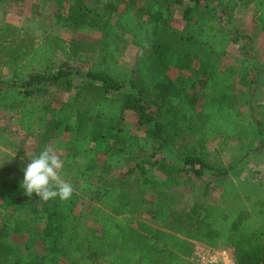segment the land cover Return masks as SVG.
<instances>
[{
    "label": "trees",
    "instance_id": "16d2710c",
    "mask_svg": "<svg viewBox=\"0 0 264 264\" xmlns=\"http://www.w3.org/2000/svg\"><path fill=\"white\" fill-rule=\"evenodd\" d=\"M93 1L109 13L97 15L84 0H73L60 23L76 32L99 33L88 49L91 54L99 51L98 60H89L90 53L80 48L87 47L88 40L67 42L48 33L39 41L20 35L11 22L0 19V65L31 71L17 85L27 99L50 90L70 91L74 86L70 60L91 61L86 79L74 87L68 102L73 122L69 116L57 117L47 103L36 105L26 99L5 103L17 109L19 129L37 137L32 158L64 124L69 136L66 153L83 159L80 173L92 175L99 153L94 143L104 134L120 131L127 110L136 113L154 149L185 140L192 131H198L202 144L222 137L226 145L237 137L242 121L234 91L237 67L220 59L239 36L220 23L215 7L226 13L253 4L255 21L264 27V0H192L194 4L184 7L180 27L172 23V6L179 0H162L147 16L135 10L139 0ZM125 36L141 50L133 65L118 62ZM172 66L190 71L193 79L183 74L171 78ZM125 84L128 91L122 89ZM41 112L49 113L42 129ZM259 114L264 116V110ZM139 146L137 135L115 134L102 153L110 158ZM183 158L196 176L210 170L220 178L229 171L210 165L195 151ZM150 164L173 180L180 174L169 160L155 159ZM25 168L17 160L0 166V264H190L188 258L198 243L229 249L233 264H264V180L229 182L219 197L199 199L187 211L178 212L163 208L153 198L128 196L126 179H120L98 193L89 217L83 215L91 224L82 231L79 196L73 192L69 201L42 200L40 211L35 193L28 197L21 186ZM152 188L153 197L169 198L157 185ZM140 213L146 216L135 217ZM8 234L26 235L40 245L36 242L22 250L6 240Z\"/></svg>",
    "mask_w": 264,
    "mask_h": 264
},
{
    "label": "rangeland",
    "instance_id": "374dc122",
    "mask_svg": "<svg viewBox=\"0 0 264 264\" xmlns=\"http://www.w3.org/2000/svg\"><path fill=\"white\" fill-rule=\"evenodd\" d=\"M161 1L139 0L135 5V10L147 16ZM72 2L73 0H65L63 3L57 4L52 0H2L0 2V19L11 22L20 35H30L39 41L48 33L58 35L67 42L88 40V48L84 45H80V48H85L86 53H90L89 45L90 43L93 45L92 43L97 40L99 33L76 32L69 29L66 24L60 23L61 16H66L68 6ZM84 2L97 15L109 13L93 0H84ZM192 4H194L192 0H179V3L172 6V23L175 26L182 25L184 7ZM210 5L214 6L215 4L210 2ZM215 11L220 16V23L233 35L239 36L229 44L226 54L220 59L222 64H232L237 67L234 91L237 96V105L242 113L237 137L228 140L226 145L222 144V137L202 144L199 141L198 131H192L186 134L185 140L175 141L174 144L161 149H154L145 135V127L137 123L136 113L127 110L122 129L104 134L94 143L99 151L97 159L99 170L96 177L87 178L80 173L84 160L66 153V142L69 136L62 124L55 131L54 137L50 139L49 145L53 146L64 162L61 171L62 178L73 186L74 193L79 196L78 211L81 212L82 231L91 224L90 220L84 221L83 217L85 216L83 215L88 216L89 207L96 205L98 193L108 184L120 179H126L125 190L129 193L128 196L153 198L163 208L170 207L178 212L187 211L193 202L199 199L219 197L223 187L229 182H234V179L242 180L245 177L254 180L264 179V116L259 114V111L264 110V27L255 21L253 4H241L233 12L224 13L218 7H215ZM140 54L141 50L132 45L129 38L125 36L121 44L118 62L133 65ZM89 56V60L91 58L98 60L100 53L96 50ZM90 62H79L76 58L70 60L74 84L70 91L50 90L51 92L49 91L45 96L40 97L35 94L28 99L23 91L17 88V85L31 71L10 70L0 65V166L9 165L17 160L27 167L37 143L36 136H30L19 129L17 109L11 110L5 103L19 99H26L28 103L36 105L47 103L54 107L57 117L69 116V121L73 122L74 118L68 110V102L74 93V87L86 79L85 72ZM168 73L172 78L183 74L189 80L193 79V74L190 71L180 72L173 66L168 70ZM129 88L128 84H125L122 89L128 91ZM48 118V112L40 113V129ZM115 134L125 137L137 135L140 139V146L129 148L120 155L106 158L102 153L103 148L106 143L112 141ZM191 151L203 156L210 165L228 168V174L225 177L217 178L212 175L210 170H206L204 176L193 175L183 158ZM155 159L169 160L176 164L180 168L179 176L173 180L158 172L150 164V161ZM143 180L148 184L142 182ZM154 185H157L160 190L166 191L169 198L164 200L155 197V195L153 197L149 190H152ZM38 200L39 209L42 211L44 208L42 200L39 197ZM142 216L146 215L143 213L135 215V217ZM6 240L21 245L22 250L25 249L24 246L32 247L37 242L34 239L30 240L26 235L15 234H8ZM37 245H40V242H37ZM59 264L66 263L60 262Z\"/></svg>",
    "mask_w": 264,
    "mask_h": 264
},
{
    "label": "clouds",
    "instance_id": "9594fccd",
    "mask_svg": "<svg viewBox=\"0 0 264 264\" xmlns=\"http://www.w3.org/2000/svg\"><path fill=\"white\" fill-rule=\"evenodd\" d=\"M64 162L52 145H47L34 155L23 171L22 188L28 197L33 193L45 202L59 197L69 201L73 195V186L64 180L61 171Z\"/></svg>",
    "mask_w": 264,
    "mask_h": 264
},
{
    "label": "built area",
    "instance_id": "2783aa9c",
    "mask_svg": "<svg viewBox=\"0 0 264 264\" xmlns=\"http://www.w3.org/2000/svg\"><path fill=\"white\" fill-rule=\"evenodd\" d=\"M188 259L190 264H233L229 249H212L200 243L195 245Z\"/></svg>",
    "mask_w": 264,
    "mask_h": 264
},
{
    "label": "crops",
    "instance_id": "0c3cea01",
    "mask_svg": "<svg viewBox=\"0 0 264 264\" xmlns=\"http://www.w3.org/2000/svg\"><path fill=\"white\" fill-rule=\"evenodd\" d=\"M169 74V73H168ZM172 78V77H171ZM18 121H19V118H18ZM25 133V132H24ZM99 168V165L98 164H96V168H95V172L92 174V175H85L87 178H92V177H96V174H97V172H98V169ZM239 173V172H238ZM235 175H236V173H235ZM252 180H254V179H246V177L244 178V179H242V180H240V179H234V182H235V184H242V183H244L245 181H252ZM261 180H264V179H261ZM233 182V183H234ZM96 205H97V198H96ZM101 264H103L102 262H100Z\"/></svg>",
    "mask_w": 264,
    "mask_h": 264
}]
</instances>
